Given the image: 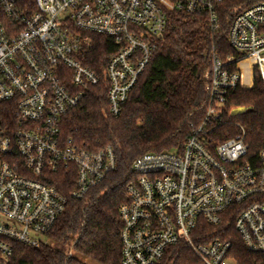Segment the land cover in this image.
<instances>
[{
	"label": "built area",
	"instance_id": "obj_1",
	"mask_svg": "<svg viewBox=\"0 0 264 264\" xmlns=\"http://www.w3.org/2000/svg\"><path fill=\"white\" fill-rule=\"evenodd\" d=\"M226 0H0V264L12 242L49 244V233L70 198L81 200L117 168L111 146L91 147L61 135V124L100 75L86 61L91 34L111 40L105 76L109 112L122 115L150 64L172 11L204 16L219 29ZM232 48L254 58L264 86V1L234 8ZM212 46L205 73L208 103L202 123L178 148L149 152L133 164L128 201L119 208L121 264H159L181 242L196 264H239L229 225L264 264V149L249 156L245 131L215 141L216 120L241 75ZM74 170L66 196L44 179ZM72 254V251L69 253Z\"/></svg>",
	"mask_w": 264,
	"mask_h": 264
},
{
	"label": "trees",
	"instance_id": "obj_2",
	"mask_svg": "<svg viewBox=\"0 0 264 264\" xmlns=\"http://www.w3.org/2000/svg\"><path fill=\"white\" fill-rule=\"evenodd\" d=\"M264 0H226L217 6L219 29L213 30L204 16L172 11L163 37L150 64L132 90L121 116L109 112L105 68L112 53L111 40L91 34L88 64L100 75L99 85L89 89L82 102L63 118L61 135L91 147L111 146L117 168L85 198H70L64 212L49 233L57 246L34 247L12 242L8 264H121L120 206L128 201L127 183L133 179V164L142 155L181 147L193 129L204 120L208 93L205 73L209 70L212 46L241 80L222 108L219 117L207 125L215 141L245 131L249 156L264 149V86L254 58L236 51L228 41L234 8ZM7 104L0 105V117L12 118ZM246 111L233 115L232 111ZM68 196L75 185L74 170L61 167L44 179ZM234 253L239 264H256L234 228L229 225ZM72 251V254H69ZM195 249L186 243L172 246L159 264H196Z\"/></svg>",
	"mask_w": 264,
	"mask_h": 264
},
{
	"label": "water",
	"instance_id": "obj_3",
	"mask_svg": "<svg viewBox=\"0 0 264 264\" xmlns=\"http://www.w3.org/2000/svg\"><path fill=\"white\" fill-rule=\"evenodd\" d=\"M245 111H246L245 107H238V108L233 109L232 114L237 115V114L244 113Z\"/></svg>",
	"mask_w": 264,
	"mask_h": 264
},
{
	"label": "rangeland",
	"instance_id": "obj_4",
	"mask_svg": "<svg viewBox=\"0 0 264 264\" xmlns=\"http://www.w3.org/2000/svg\"><path fill=\"white\" fill-rule=\"evenodd\" d=\"M50 243H51L52 245H55V246H57L55 242H52V241H50Z\"/></svg>",
	"mask_w": 264,
	"mask_h": 264
}]
</instances>
